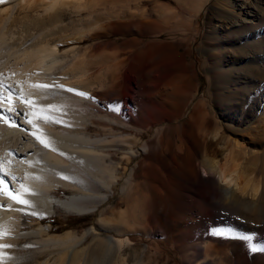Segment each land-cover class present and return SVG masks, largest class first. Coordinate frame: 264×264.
<instances>
[{
  "label": "rangeland",
  "instance_id": "obj_1",
  "mask_svg": "<svg viewBox=\"0 0 264 264\" xmlns=\"http://www.w3.org/2000/svg\"><path fill=\"white\" fill-rule=\"evenodd\" d=\"M43 1L36 2L37 14L25 17V11L15 12L7 28L9 46L18 50L58 47L59 64L53 73L62 87L53 96L75 97L63 86L76 80L78 92L89 94L85 100L86 136L107 139L108 146L101 153L107 165L116 167L117 182L109 201L101 207V215L77 216L61 211L51 217L25 215L23 231L49 225V235L70 232L77 238L85 236L74 249L81 259L78 257L77 264H264V200L253 210L246 209L239 198L224 203L214 199L217 184L201 169L191 179L175 167L156 170L148 164H155L154 159L165 154L159 147L162 144L178 149V127L189 120L197 105L203 104L210 123L203 121L201 126L208 140L220 126L230 127L238 133L228 135L245 139L248 152L260 153L257 168L252 165V155L238 152L228 167L238 162L244 175L241 184L262 180L260 194L264 192V132L259 137L247 131L248 126L264 127V25L248 42L247 31L219 27L218 7L225 2L230 5L228 0H61L55 9L54 5L53 10L50 7L52 11L45 10L49 7ZM141 54L150 60L144 67L145 76L137 62ZM81 77L88 85L79 84ZM174 86L182 87L187 99L182 104V117L168 123L158 102L165 93H172ZM222 109L226 111L223 115ZM239 123L246 127H236ZM139 139L153 144L155 153L144 154L135 143ZM257 141L261 142L259 148ZM154 142L159 143L158 151ZM216 159L224 162L221 152ZM146 178L151 185L145 191L135 189ZM124 180L132 185L120 193ZM253 183H248V188L241 186L248 190ZM208 189L212 190L210 194ZM70 193L60 189L57 196ZM159 203L165 207L164 216L171 220L166 226L156 219ZM98 218L105 224L101 229L96 226ZM193 219L202 220L205 227L217 222L220 226L201 237L186 238L183 234ZM49 235L28 237L25 245L39 241L38 249L20 245L16 248L20 254L10 256V263L61 264L67 258L63 257L65 247L57 252L58 245L41 242ZM207 245L212 247L209 252Z\"/></svg>",
  "mask_w": 264,
  "mask_h": 264
},
{
  "label": "bare ground",
  "instance_id": "obj_2",
  "mask_svg": "<svg viewBox=\"0 0 264 264\" xmlns=\"http://www.w3.org/2000/svg\"><path fill=\"white\" fill-rule=\"evenodd\" d=\"M46 1L47 3L44 1L43 3L47 4L45 6L49 8L45 10L52 11L53 5L55 9V4H58L61 0ZM223 1L225 2V0ZM228 1L230 5L226 2H223L225 5L222 6L219 4V27L222 29L228 28L234 32L247 31L245 41H250L257 36L264 25V0ZM36 2V0H0V16L3 14V18L2 16L0 17V95L5 97L3 102H0V108L12 107L16 112L20 113L16 115L15 112H0V116L3 117L0 118V177H3L6 181V183L0 184V264H11L12 260L10 256H14L19 252L16 248L20 245H24L25 249L28 247L38 249L37 242L39 243V241L35 243L30 242L25 245V240L28 237L39 238L42 235H49V231L51 230L49 225H38L36 228H32V230L23 231L22 225L25 215L33 218L37 216L51 217L59 211L77 216H89L96 213L101 215V207L109 201L110 195L113 193V185L117 182L116 167L107 165L105 163V156L101 153V150L108 146L107 139L97 138L92 140L86 136L88 122L86 120L87 106L85 100L89 96L77 93L87 92H78L76 80V83L73 82V84L63 86L67 91L68 89H74L75 91L70 92L74 93L75 97L53 96V93H56V90L61 87L60 84L62 83L56 82L58 79H55L53 73L59 61V56L57 57L59 55L57 53L58 47L41 45L37 48L29 49L28 47H23L18 50L9 46L8 42L10 39L7 35V28L10 25L9 23L13 21L15 12L18 10L20 14V12L25 11L27 14L25 17L29 16L28 13L37 14L39 10H37ZM38 2H41V0H38ZM7 4L10 6L3 9ZM234 8L237 9L234 10ZM257 43L259 44V42ZM257 46H255V49H257ZM147 61H150L149 57L145 58L143 54H141V58L137 61L142 76H145L144 67ZM76 75L78 74L76 73ZM69 80L71 82L73 79ZM80 80H82V77ZM80 83L88 85L87 80L79 81ZM40 85H50L51 87L43 88ZM5 86L10 87L6 88ZM172 90V93H165L163 95L165 97L159 99V102L157 101L161 106L160 111L164 116V122H171L172 118L179 119L183 115L182 104L187 99V94L180 86H174ZM24 100H27L28 103H24ZM211 109L213 113V107ZM224 111L222 109V115L226 113ZM208 116L209 113H207L203 104L197 105L189 120L178 127L180 128V132H178V149L176 151L170 149L169 144V149L163 144L159 146L165 154L158 159H154L155 164L151 165L148 163L150 168L153 167L156 170H161L175 167L191 179H195L201 169L206 177L212 176L217 184L214 194L215 200L224 202V200L228 201L232 198H239L246 209L253 210L254 207L257 208L262 200H264V192L260 194V182L262 180L259 182V178L257 179V177V183L252 179L250 182L247 180V183H244L245 185L255 183L246 190V188L241 186L243 185L241 184V176L244 175H241L240 164L236 161L237 163L233 167H228V163L231 162L229 160L233 158V155L238 152L243 155H252V160L254 161L252 165L257 168L261 163L260 153H257L256 150L248 152L245 139L240 138L243 140L240 141L239 139H234L235 136L228 135L227 133L234 135L238 133H233L234 131L230 127L225 128L220 126L213 134L210 133L211 137L209 136L210 140H208L201 126L203 121L210 123ZM235 126L238 128L246 127L242 123L235 124ZM248 128L250 130L247 131L252 130L257 136L261 132L262 134L264 132V127L262 128V126H248ZM222 129L223 131H221ZM240 136L242 137V135ZM258 140L261 141L260 138ZM164 141L163 143H165ZM157 142L160 143L159 140ZM135 143L139 145L140 150L144 154H149V156L151 155V151H154V153L156 151L154 147V149L152 148L153 144H149L148 142H142L139 139ZM159 143H156V145H159ZM156 145L155 147H157ZM258 146H261V142L258 143L257 141L256 148H259ZM159 147H157V151ZM220 152L224 162H219L216 159ZM238 161L240 162L241 159ZM262 169L264 168L262 167ZM107 177L109 178L107 179ZM128 184L131 183L124 180L120 193L124 192ZM135 184L138 185V183ZM169 184H172V182H169ZM149 185H151L150 180L146 178L145 183L136 186L135 189L144 190ZM262 185L264 184L262 183ZM245 187L248 188V185ZM60 189H66L69 192L71 190L73 193L60 197L57 196ZM9 190L19 195L21 199L27 200L28 204L17 203L11 199L8 194ZM207 192L210 194L212 190L208 189ZM162 194H159L160 198ZM164 196L163 198H165ZM119 204L120 206L122 205V203ZM145 206L142 205L144 208ZM147 207L149 209L148 205ZM163 209L165 207L162 203L157 204L156 219L158 223L166 226L171 220L164 216ZM117 215L119 216L120 214L117 213ZM137 219H141V216H138ZM102 220L101 218L97 219V229H101L105 225ZM217 226H220V222L215 223L213 226L209 225L205 227L202 220H194L187 226L186 229L188 231L186 232L185 230L186 233L184 232L185 234L183 235L185 237L186 235L188 237L193 236L194 238L201 237L209 230L217 228ZM49 236L51 237L39 240L41 242L44 241L45 244L50 243L48 245L52 244L53 247L58 245V248H56L58 249L56 250L57 252L65 247L62 249L64 253L61 252L64 254L63 257L67 255V258H64L65 261L63 260L64 264H75V261L76 264L78 263L79 253L74 249H76L75 246L78 245L79 241L84 240L85 236L82 239L77 238L72 236L70 232ZM4 245H10V247H3ZM61 246L63 247L59 250ZM209 248L212 247L207 245V252H209ZM79 260H81L80 257ZM62 262L61 264H63Z\"/></svg>",
  "mask_w": 264,
  "mask_h": 264
},
{
  "label": "snow or ice",
  "instance_id": "obj_3",
  "mask_svg": "<svg viewBox=\"0 0 264 264\" xmlns=\"http://www.w3.org/2000/svg\"><path fill=\"white\" fill-rule=\"evenodd\" d=\"M6 88L10 87V86H5ZM40 87H43V88H48V87H51L50 85H40ZM62 87V86H61ZM68 91H75L74 89H68ZM79 95H84V96H88L89 94L87 93H77ZM91 99H96L95 97H90ZM5 99L4 96L0 95V102H3V100ZM10 102V101H9ZM24 103H28L27 100H24L23 101ZM111 110H115V111H119V108H112ZM0 112H7V113H14L16 115H19L20 113L19 112H16V110L12 107H3V108H0ZM0 118H3L2 116H0ZM13 126H15L13 124ZM6 183L5 179L3 177H0V184H4ZM9 197L13 200H15L17 203H21V204H25L27 205L28 204V201L27 200H23L19 197V195H17L16 193L12 192L11 190H9ZM33 215H35V213H33ZM3 247H10V245H4Z\"/></svg>",
  "mask_w": 264,
  "mask_h": 264
},
{
  "label": "water",
  "instance_id": "obj_4",
  "mask_svg": "<svg viewBox=\"0 0 264 264\" xmlns=\"http://www.w3.org/2000/svg\"><path fill=\"white\" fill-rule=\"evenodd\" d=\"M111 240V239H110Z\"/></svg>",
  "mask_w": 264,
  "mask_h": 264
}]
</instances>
